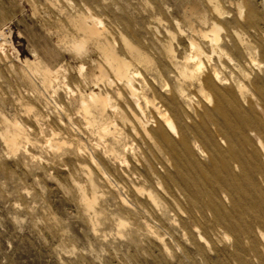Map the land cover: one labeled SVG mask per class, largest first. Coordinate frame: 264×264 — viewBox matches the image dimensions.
<instances>
[{"label":"rangeland","instance_id":"obj_1","mask_svg":"<svg viewBox=\"0 0 264 264\" xmlns=\"http://www.w3.org/2000/svg\"><path fill=\"white\" fill-rule=\"evenodd\" d=\"M90 14L119 57L124 38L149 59L134 66L149 100L181 89L191 44L207 56L194 81L214 70L244 98L206 111L184 84L183 138L149 145L96 47H78ZM92 91L109 94L103 119L82 109ZM253 135L264 147V0H0V264H264Z\"/></svg>","mask_w":264,"mask_h":264},{"label":"bare ground","instance_id":"obj_2","mask_svg":"<svg viewBox=\"0 0 264 264\" xmlns=\"http://www.w3.org/2000/svg\"><path fill=\"white\" fill-rule=\"evenodd\" d=\"M98 24L99 22L94 19L91 14L87 17L79 18L76 28L78 32L83 35L85 41H83V43L80 42L81 44L79 43L80 45L78 47H81L84 42H92L96 47L102 58L103 65L108 69L105 71L102 66H98L101 74L99 80L112 86L115 82L108 79V74L113 75L117 85L121 87L128 99V101L126 100L129 105L127 110L131 116L128 117L123 115L122 118L130 123V130L135 136H142L141 138L151 146H165L166 142H173L174 138H183L184 134L179 122V119L183 121L180 111L179 97H183L181 86L184 84L189 85V88H191L190 91L195 90V93L201 100L200 105H202L206 111H209L206 105L210 106L208 103L209 100H211L213 101L211 106H214L220 114H222V107L220 105L221 98L219 94L227 91L230 98L236 100H240L245 96L243 84L237 87L235 86L232 89L228 87L224 88L227 83H225L217 73H213L214 70L210 71L201 79L194 81L195 75L201 69L204 59L207 58V56L203 57V53L200 52V50L195 49L194 44H191L189 54L177 63H174L176 69L172 67V61L168 62L173 69V71H171L172 77L181 85L179 86L181 89L177 92L172 90L169 97H165L162 92H160L159 101L156 99L149 100L145 93H141L134 86L135 78H138L139 76L138 71L134 70V66L140 65L143 68H148L150 66L149 59L124 38H122L121 41L122 48L129 56L130 61L119 57L114 45L104 36ZM219 38V30L216 27H213L210 33L203 36V40L211 46H215L219 41ZM105 78L107 79L104 80ZM206 89H208L211 94L207 93ZM119 95L122 96V94ZM79 100L82 109H85V111L90 107V104H94V112L98 114V118L100 119L106 117V114L110 109L109 94L102 96L101 94H96L95 91H92L89 96H81V99ZM142 100L145 102L146 107L151 108L150 120L152 124L145 122L143 119L145 109L142 106ZM151 126L155 127V129ZM187 128H189V126H187ZM99 129L101 132L106 130L102 127ZM253 136L256 138L255 135ZM257 145L264 153V147L258 139ZM172 165L175 167L174 162Z\"/></svg>","mask_w":264,"mask_h":264}]
</instances>
